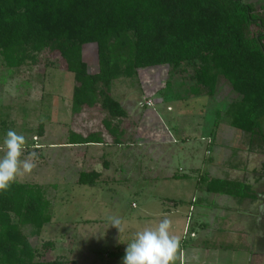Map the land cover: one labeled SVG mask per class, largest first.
Listing matches in <instances>:
<instances>
[{
    "label": "rangeland",
    "instance_id": "374dc122",
    "mask_svg": "<svg viewBox=\"0 0 264 264\" xmlns=\"http://www.w3.org/2000/svg\"><path fill=\"white\" fill-rule=\"evenodd\" d=\"M53 58L44 49L34 63L10 70L0 57V183L39 186L51 202L41 241L53 240L54 249L45 260L264 264V150L248 151L246 138L217 115L231 99L226 84L211 102L178 97L167 86V67L115 81L112 96L127 113L112 122L121 132L122 144L115 145L99 107L72 115L73 74ZM82 59L90 73L97 71L94 44L82 48ZM145 101L151 107H140ZM70 132H96L104 143L70 146ZM94 170L101 172L97 187L76 184L80 172ZM202 173L243 181L250 196L237 202L199 191ZM155 175L184 179L155 185L149 179ZM165 208L173 212L163 216Z\"/></svg>",
    "mask_w": 264,
    "mask_h": 264
},
{
    "label": "trees",
    "instance_id": "16d2710c",
    "mask_svg": "<svg viewBox=\"0 0 264 264\" xmlns=\"http://www.w3.org/2000/svg\"><path fill=\"white\" fill-rule=\"evenodd\" d=\"M88 44L96 46L94 73L82 59ZM44 49L59 69L73 74L72 115L99 107L107 114L102 125L115 145L122 144L121 132L112 122L127 113L112 96L113 83L134 79L144 69L167 67V86L183 99L212 102L217 88L226 84L231 99L217 115L246 138L248 151L264 150V5L242 0H0V57L6 68L34 63ZM218 124L216 119L214 127ZM103 143L96 132L85 137L70 132L67 139L70 146ZM100 178L101 172H80L76 184L95 188ZM196 179L197 190L212 195L241 201L251 193L244 182L208 173ZM51 206L39 186L0 183V264H67L62 257L43 258L54 249L53 240L41 241L51 223Z\"/></svg>",
    "mask_w": 264,
    "mask_h": 264
},
{
    "label": "crops",
    "instance_id": "0c3cea01",
    "mask_svg": "<svg viewBox=\"0 0 264 264\" xmlns=\"http://www.w3.org/2000/svg\"><path fill=\"white\" fill-rule=\"evenodd\" d=\"M146 102V101H145ZM144 102V103H145ZM141 104H143L144 105V103H142V102H140ZM94 171H97V172H100V171H98V170H94ZM166 176H164V177H161V176H158V175H155L154 176V178L153 177H150L149 179L151 180V182H153L152 184H155V185H157L158 183H159V181H160V179L161 180H163V179H165L166 181H169V182H171V185L173 184H175V183H177L178 181H179V179H181V178H173V179H169V178H165ZM217 178V177H216ZM184 179V178H183ZM219 179H227V180H232V181H240V180H236V179H231V178H227V177H224V178H219ZM240 182H243V181H240ZM248 186V185H247ZM197 189V188H196ZM218 196H221V195H218ZM225 197H227V196H225ZM228 198H230V197H228ZM163 199H165V200H169L168 198H163V197H160L159 198V201L161 202ZM172 201H174V200H172ZM242 201V200H241ZM237 202H238V200H237ZM173 205H174V203H173ZM180 205H182L181 203H179L178 204V206H180ZM164 206V205H163ZM183 206V205H182ZM164 207H166V206H164ZM173 209H174V214L175 215H177V208H175V206L173 207ZM189 210H191V209H189ZM171 212H173V210L171 211L169 208H165L164 210H163V216H165V215H170V213ZM189 212V211H188ZM146 215V214H145ZM182 214H180L179 213V217L181 216ZM183 221V220H182ZM185 221V220H184ZM91 264H95L93 261H91Z\"/></svg>",
    "mask_w": 264,
    "mask_h": 264
},
{
    "label": "built area",
    "instance_id": "2783aa9c",
    "mask_svg": "<svg viewBox=\"0 0 264 264\" xmlns=\"http://www.w3.org/2000/svg\"><path fill=\"white\" fill-rule=\"evenodd\" d=\"M151 107V102H145L144 105L143 104H140V107Z\"/></svg>",
    "mask_w": 264,
    "mask_h": 264
}]
</instances>
